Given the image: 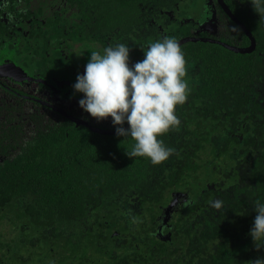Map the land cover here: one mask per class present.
Returning <instances> with one entry per match:
<instances>
[{"label":"trees","instance_id":"obj_1","mask_svg":"<svg viewBox=\"0 0 264 264\" xmlns=\"http://www.w3.org/2000/svg\"><path fill=\"white\" fill-rule=\"evenodd\" d=\"M65 1L59 8L61 0H0V13L7 11L11 23L32 25L36 16L53 29L45 34L36 27L30 35L37 39L31 57L41 56L31 67L48 81L78 74L70 42L104 38L110 47L124 43L123 37L135 40L138 29L162 24L184 0ZM223 1L238 21L214 0L238 28L237 44L232 32L192 37L186 24L159 38L143 36L149 45L187 38L179 44L190 94L176 108L179 130L159 137L175 149L163 164L128 157L135 141L118 137L112 123L68 111L86 124L55 111L57 120L44 123L31 112L25 124L6 128L0 136V226L8 224L14 236L3 238L0 229V264H31L38 252L45 254L44 264H248L264 257L249 236L253 202H264V19L250 3ZM196 2L208 6L210 0L183 6ZM242 25L255 38L254 50L218 42L247 46ZM173 196L181 201L165 225L164 208ZM214 199L225 209H213Z\"/></svg>","mask_w":264,"mask_h":264},{"label":"clouds","instance_id":"obj_2","mask_svg":"<svg viewBox=\"0 0 264 264\" xmlns=\"http://www.w3.org/2000/svg\"><path fill=\"white\" fill-rule=\"evenodd\" d=\"M250 3L253 11L264 19V0H241ZM3 7H7L4 3ZM12 19L11 13L8 14ZM238 32V28H230ZM130 47L125 43L106 47L103 53L93 51L83 75L72 85L82 94L78 106L97 121L111 118L118 137L135 141L130 158H147L152 165H161L175 149L166 147L159 137L179 130L177 106L186 103L190 87L185 77L187 61L178 40L165 37L152 42L143 51L144 58L130 65ZM127 124L125 129L123 126ZM256 213L249 236L257 251L264 249V202H253ZM210 206L219 212L224 201L214 199ZM248 264H264L258 257Z\"/></svg>","mask_w":264,"mask_h":264},{"label":"flooded vegetation","instance_id":"obj_3","mask_svg":"<svg viewBox=\"0 0 264 264\" xmlns=\"http://www.w3.org/2000/svg\"><path fill=\"white\" fill-rule=\"evenodd\" d=\"M58 1L59 0H56V2ZM64 1L65 0H61L59 8H63V6H65L66 1ZM185 1L186 0L181 2L175 13H168V19L164 21L168 23L162 22V24L157 25L156 27L155 25H151V27L148 25V32H143L138 29L139 35L138 33L133 35V39L135 40L130 39V37L121 38V40H123V42L131 49L130 67L132 64H135L144 58L143 51L146 50L149 45L147 42L143 41L144 35H152L159 38L158 35L160 32L170 34L172 33V28L174 26L181 28L186 24V27L188 26L190 28L192 37H199L202 33L220 37L222 32L219 30V25L222 22V19H226L231 27L234 26L227 18L228 15L225 13L227 15L225 16L222 11L218 9L214 0H210L208 6H205L203 2H196L192 7H190V5L187 7L183 6ZM217 4L220 6L218 2ZM6 14L7 11L0 13V136L2 137L5 135L6 128L8 126H13L16 123H24V121H27L25 111L27 108L26 105L30 103L40 104L52 111H55L56 113L59 112H57L53 107H59L67 112V110L61 106L47 101L44 96L39 93L42 92L45 94L46 91H48L49 94H53L58 99H62L66 102H74V97L78 95V93L74 92L72 85L76 82L77 75H83L86 65L85 62H88L91 52L96 51L103 53L104 48H106L104 47L106 45L105 43L108 42L104 38H89L86 42H70V44H75L76 47L74 66L75 69H77L78 74L76 77H73V73H69V77H53V81H48L47 78L44 77L45 75H40L34 70V68L31 67L32 65H37V61L40 62L41 56L40 54H37L36 56L33 55V57H31V44L37 39L30 38V35L32 30L36 27L41 28L42 32L45 34H49L50 30L53 29L50 28L47 21L45 22L43 20L44 23L38 22L36 20V16L32 25L30 21H22L21 23L13 24L10 20H8ZM59 18L60 17H58V19ZM50 21L54 23L53 18H51ZM66 21L67 20H65L62 25H68L66 24ZM60 31L61 30L59 29V32ZM243 31L245 33V29H243ZM233 33L236 34L234 41L235 44H237L240 40L239 32L232 31V34ZM61 34H64L63 31ZM138 36H141L139 40H137ZM183 38L186 37L180 36L177 40L179 41ZM89 42L95 44L94 48L87 44ZM247 45H249V43ZM68 112L71 113L70 111ZM13 114H21L22 118L19 120L22 121H16ZM180 201L181 200H177V204H179Z\"/></svg>","mask_w":264,"mask_h":264},{"label":"rangeland","instance_id":"obj_4","mask_svg":"<svg viewBox=\"0 0 264 264\" xmlns=\"http://www.w3.org/2000/svg\"><path fill=\"white\" fill-rule=\"evenodd\" d=\"M229 27L232 28L229 25V23L226 21V19H222V22L219 25V30L222 32V34L225 32H228L229 34H231L232 31L230 30ZM85 64H87V62H85ZM84 70H85V68H84ZM39 94L43 95L47 101L52 102L55 105L61 106L62 108L66 109L67 111H70L72 114L78 115L80 117H87L91 122L93 121V122L112 123L110 117L103 119V120H100V121H97L95 118L90 117V115L88 113L84 112L78 106V101H79V99L82 98V94L76 95L74 97V102H72V101L66 102V101H63L62 99H58L53 94H49L48 91H46L45 94H43L42 92ZM50 95H52V96H50ZM26 107L27 108L25 111V117L28 118L29 120H30V115L32 114L31 112H35L36 114L40 115L44 123L47 120H53V119L57 120L58 116L54 111H52L51 109L46 108L40 104L30 103V104L26 105ZM13 117L16 119V121H22V120H19L22 118L21 114H19V115L13 114ZM27 124L29 127H32L30 125L29 121L27 122ZM27 132L29 133V129L27 130ZM0 229H1L2 234H3V236H2L3 238H5V237L10 238V237L14 236V232L12 231L11 227H9V225L6 224L5 222L1 223ZM38 253H34L33 254L34 256L32 255L31 258L28 259V260L32 261L31 264L32 263L33 264H41L40 261H38V260H41L42 264H44L46 262V259H43L44 258L43 256H45V254L41 255L42 252H40L39 254Z\"/></svg>","mask_w":264,"mask_h":264},{"label":"water","instance_id":"obj_5","mask_svg":"<svg viewBox=\"0 0 264 264\" xmlns=\"http://www.w3.org/2000/svg\"><path fill=\"white\" fill-rule=\"evenodd\" d=\"M217 2L220 4V6L222 7L223 11L230 17V19L234 20V21H238L237 17L234 16V14L230 11V9L228 8V6L224 3L223 0H217ZM243 29H245V33L246 35L248 36L250 42H249V45H247L246 47H236V46H230L228 45L227 43H223V42H220L218 41L219 43L223 44L224 46L226 47H229L233 50H236V51H240V52H251L252 50H254L255 48V39L253 37V35L251 34V32L244 26L242 25ZM187 38H183V39H180L178 42L181 43L183 41H185ZM46 104V103H45ZM48 105V104H46ZM50 106V105H48ZM57 112H59L61 115L65 116V117H68L69 119H71L72 121H74L76 124H86L84 120L80 119V118H76V117H73L72 115L68 114L66 111L62 110L61 108L59 107H53ZM128 125H124L123 127L126 128ZM92 130L96 131V132H100V133H113L114 131L113 130H105V129H101V128H95L93 126H89ZM177 200L176 199V196L172 198V200L170 201V203L164 208V216H163V220H162V223L163 224H167L168 221L170 220V216H171V213H172V206L176 205L177 204ZM169 233L167 232L166 235H168ZM165 235V233H164Z\"/></svg>","mask_w":264,"mask_h":264}]
</instances>
